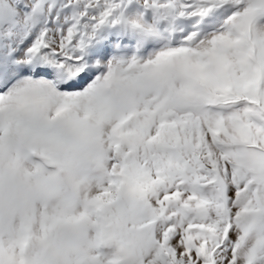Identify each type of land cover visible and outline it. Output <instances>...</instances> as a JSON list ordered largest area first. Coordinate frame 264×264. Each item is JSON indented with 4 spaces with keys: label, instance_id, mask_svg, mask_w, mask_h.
Returning a JSON list of instances; mask_svg holds the SVG:
<instances>
[{
    "label": "snow or ice",
    "instance_id": "snow-or-ice-1",
    "mask_svg": "<svg viewBox=\"0 0 264 264\" xmlns=\"http://www.w3.org/2000/svg\"><path fill=\"white\" fill-rule=\"evenodd\" d=\"M0 264H264V0H0Z\"/></svg>",
    "mask_w": 264,
    "mask_h": 264
}]
</instances>
